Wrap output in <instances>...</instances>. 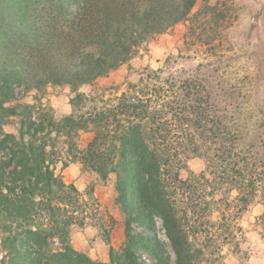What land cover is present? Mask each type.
<instances>
[{"label":"trees","instance_id":"obj_1","mask_svg":"<svg viewBox=\"0 0 264 264\" xmlns=\"http://www.w3.org/2000/svg\"><path fill=\"white\" fill-rule=\"evenodd\" d=\"M0 0V236L2 264H207L239 248L241 216L255 203L264 238V140L254 123L218 106L195 78L151 71L133 95L80 114L15 101V89L69 87L73 109L93 85L129 62L149 39L190 20L216 32L224 12L209 0ZM214 39V36H212ZM209 43V41H208ZM13 130L5 126L19 120ZM81 132L92 137L78 146ZM62 138L67 158L56 147ZM204 160L200 172L182 171ZM80 162L102 181L115 175L124 241L109 261L74 248L90 201L56 171ZM160 219L174 257L157 233ZM149 257L150 262L145 259Z\"/></svg>","mask_w":264,"mask_h":264},{"label":"rangeland","instance_id":"obj_2","mask_svg":"<svg viewBox=\"0 0 264 264\" xmlns=\"http://www.w3.org/2000/svg\"><path fill=\"white\" fill-rule=\"evenodd\" d=\"M203 3V0L198 1L193 14ZM209 4L225 14L216 32L211 25H208L207 33L202 31L209 17H201L193 24L195 32L190 30L192 22L187 20L154 36L129 62L99 78L93 85L80 88L88 99L75 109L70 104L74 93L66 86H49L42 91L18 86L15 101L33 106V118L47 110L56 115L80 114L113 104L123 93L133 95L141 78L157 71L160 79L156 74L151 75L156 83L166 78L200 80L204 88L211 91L218 106L237 111L243 120L254 123L257 136L264 140V0H209ZM19 121L5 129L13 130ZM91 137V132H81L78 146L85 147ZM56 147L67 158L62 138L56 141ZM62 166V161L56 164L57 173L63 175L65 181L73 182L86 200L87 193L92 190L98 204L90 201L87 224L73 226L72 244L93 259L109 261L110 246L118 248L124 241V217L114 204L115 175L102 181L95 172L84 169L80 162ZM204 167L203 159L191 156L182 175L200 172ZM262 211V204L257 202L244 212L240 219L243 230L239 234V248L227 246L222 251V258L207 264H264V238L256 226ZM157 233L174 257L160 219H157ZM4 254L0 236V264ZM144 257L150 262L147 255Z\"/></svg>","mask_w":264,"mask_h":264},{"label":"crops","instance_id":"obj_3","mask_svg":"<svg viewBox=\"0 0 264 264\" xmlns=\"http://www.w3.org/2000/svg\"><path fill=\"white\" fill-rule=\"evenodd\" d=\"M67 111V110H66Z\"/></svg>","mask_w":264,"mask_h":264}]
</instances>
